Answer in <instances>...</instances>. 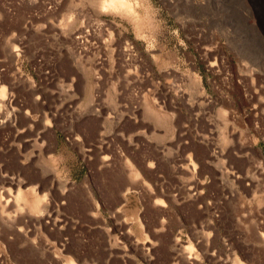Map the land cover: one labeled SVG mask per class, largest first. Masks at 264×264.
I'll use <instances>...</instances> for the list:
<instances>
[{
	"label": "rangeland",
	"instance_id": "1",
	"mask_svg": "<svg viewBox=\"0 0 264 264\" xmlns=\"http://www.w3.org/2000/svg\"><path fill=\"white\" fill-rule=\"evenodd\" d=\"M122 1L0 0V264H264V0Z\"/></svg>",
	"mask_w": 264,
	"mask_h": 264
},
{
	"label": "bare ground",
	"instance_id": "2",
	"mask_svg": "<svg viewBox=\"0 0 264 264\" xmlns=\"http://www.w3.org/2000/svg\"><path fill=\"white\" fill-rule=\"evenodd\" d=\"M123 1H124V0H123ZM123 1H122V3H123ZM107 2H108V1H107ZM103 3H104V2H103ZM103 3H102V5H104ZM114 4H115V3H114ZM114 4H113V6H114ZM107 5H108V4H107ZM107 5H106V6H107ZM116 5H117V4H116ZM123 5H124V4H123ZM109 6L111 7V5H109ZM103 7H105V5H104ZM114 7H115V6H114ZM123 7H124V9H125V11H126V9H127L128 6L124 5ZM105 8H106V7H105ZM108 8H109V7H108ZM9 55H11V54L9 53ZM11 56H12V55H11ZM4 91H5L4 88H1V89H0V98H2V97L4 96V94H5ZM158 119H159V118H158ZM161 119H162V118H161ZM157 121H158V120H157ZM159 121H161V120H159ZM159 121H158V122H159ZM163 123H164V122H163ZM161 124H162V123H161ZM161 124H160V125H161ZM159 127H160V126H159ZM226 140H227L226 137H223V136H222V143H223V144H226ZM22 198H23V196H22L20 193H18L15 199L19 202V200L21 201ZM16 200H15V203H16ZM23 200H24V199H23ZM18 202H17V203H18ZM39 203H40V198H37V197H36L35 200H33V201L30 202V205H27V206H28V213H29V216H35V215L41 213V212H40L41 207H39V205H40ZM27 204H28V203H27ZM12 205H13V204H12ZM15 206H16V204H15ZM0 208H1V207H0ZM18 208H19V207H18ZM15 209H16V208H15ZM2 212H3V210L0 211V215L3 214ZM5 216H8V214L5 215ZM7 219H9V218H7ZM1 220H2V221H1ZM0 221H1L0 223H3L4 225L6 224V222L4 221V219L1 218ZM65 264H72V263H71L70 261H66Z\"/></svg>",
	"mask_w": 264,
	"mask_h": 264
},
{
	"label": "crops",
	"instance_id": "3",
	"mask_svg": "<svg viewBox=\"0 0 264 264\" xmlns=\"http://www.w3.org/2000/svg\"><path fill=\"white\" fill-rule=\"evenodd\" d=\"M131 222L133 223V221H132V220H130V223H131ZM134 226H135V225H134ZM145 234H147L146 230H144V235H145Z\"/></svg>",
	"mask_w": 264,
	"mask_h": 264
}]
</instances>
